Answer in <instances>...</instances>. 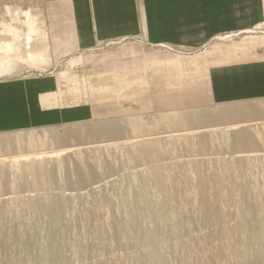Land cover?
I'll return each instance as SVG.
<instances>
[{
	"label": "rangeland",
	"instance_id": "obj_1",
	"mask_svg": "<svg viewBox=\"0 0 264 264\" xmlns=\"http://www.w3.org/2000/svg\"><path fill=\"white\" fill-rule=\"evenodd\" d=\"M56 1L0 0V21L6 20L0 26L7 32L0 31V36L24 49L11 30L30 31L32 25L23 23V13L36 5L45 16L47 31ZM14 7L19 8L18 15L13 13ZM244 31L220 33L221 37L215 39L249 42L264 38V21ZM179 48L181 52H165L143 43L140 37H129L102 43L95 51L83 54L85 60L90 58L85 65L74 67L70 61L67 64L66 58L54 65L51 61L45 68L27 63L14 73L0 70V78L22 73L53 77L57 89L40 96L43 106L67 105L75 109L57 122L0 128V138L55 131L61 138L48 141L43 150L35 148L62 150L39 159L47 161L48 168L33 171L48 174L49 183L38 186L32 185L28 172L31 158H13L28 147L9 146L2 155L11 158L0 160V264H264V99L213 104L205 69L181 79L169 73L165 64L139 72L147 78V84L135 79V70L146 58L182 59L195 55ZM5 56L0 53V61H5ZM124 66L128 71L126 83L134 84L129 89L121 83L124 78L118 79L120 74H111L115 67ZM104 73L110 74L112 83L122 89H96L94 83L89 88L88 81H96ZM125 89L126 97L112 95L125 94ZM107 91L112 94H104ZM99 92L103 94L101 98ZM242 103L249 108L230 118L221 112L224 107ZM90 107L95 109L94 115ZM172 108L186 114H210L209 119H194L185 125L194 131L189 135L190 147L182 136L176 137L177 143L165 144L157 161H151L136 153L137 145L126 144V136L131 133L124 128L123 120L131 116L128 113H139L136 116L149 129L144 133L162 138L165 129L160 112ZM210 121L217 125L210 126ZM107 123L120 126L118 136L125 140L120 146L99 148V140L106 136H88V129L77 134L68 132ZM156 163L164 166L162 172L173 196L174 220L166 224L150 216L162 197L150 174ZM194 180L204 182L202 193ZM145 198L153 202L151 208ZM202 201L220 218L204 219L200 215ZM132 206L135 211L131 216ZM172 223L178 228L172 229ZM151 230L156 234L154 254L149 253L150 238L145 239Z\"/></svg>",
	"mask_w": 264,
	"mask_h": 264
},
{
	"label": "crops",
	"instance_id": "obj_2",
	"mask_svg": "<svg viewBox=\"0 0 264 264\" xmlns=\"http://www.w3.org/2000/svg\"><path fill=\"white\" fill-rule=\"evenodd\" d=\"M55 6L47 22L53 65L66 58L67 64L72 58L78 61H70L74 67L85 65L90 58L85 60L83 54L100 44L140 37L143 43L165 52H181L179 47H184V52L195 53L182 59H144L135 70V79L142 85L147 78L140 71L167 64L166 70L181 79L205 69L213 104L264 99V40L212 42L220 33L250 29L263 21V0H58ZM113 73L120 74L119 80L125 79L121 81L124 87L134 85L126 83V66L115 67ZM41 76L22 73L0 78V128L41 126L75 111L67 105L43 106L40 96L57 88L53 77ZM109 77L99 74L96 81H88L89 88L99 83L94 85L96 89H122ZM90 112L94 115L95 109L90 107ZM128 114L138 117L139 113Z\"/></svg>",
	"mask_w": 264,
	"mask_h": 264
},
{
	"label": "bare ground",
	"instance_id": "obj_3",
	"mask_svg": "<svg viewBox=\"0 0 264 264\" xmlns=\"http://www.w3.org/2000/svg\"><path fill=\"white\" fill-rule=\"evenodd\" d=\"M145 6H147V5H145ZM263 7H264V0H263ZM6 9L10 11L11 7L6 6ZM18 9L19 8L14 7L13 13L18 15L19 14ZM23 15H24L23 23H29L30 22V24L32 25L31 26L32 29L28 32H23V31H20V30L15 28V29L11 30V34H13V36H14V33L16 32L15 34H16V37L18 38L17 41L22 42V46L24 47V49L20 48L19 44H13L10 40H8L6 38L3 39L0 36V53H3L4 55H6L5 59H4L5 61H0V70H2V72L14 73L17 71V68L19 69L21 67V65H25L27 63L29 65L36 67V68H38V67L45 68V67H48L51 65L52 55L50 53L49 36H48L47 31L44 30V21H45L44 14L35 5L34 7L33 6L28 7L24 11ZM204 17H206V16H204ZM0 22L3 23V22H6V20H4V18H3V20H1ZM37 22H40V23H37ZM155 22H157V21H155ZM260 22H262V21H260ZM260 22H257V24H259ZM164 25H165V23H164ZM243 30L246 31L248 29H243ZM0 31L2 33H5V34L7 33L6 31L1 29V26H0ZM220 37H221L220 35H217L215 38H220ZM262 39L264 40V38H262ZM218 40L219 39H215V41H218ZM77 62L78 61L76 59H74L71 62V64H76ZM71 76H72V78H74L75 74L73 73V74H71ZM111 78L112 77H109L108 79L110 80ZM97 84H99V83H96L95 85H97ZM129 88L130 87H128V89ZM127 90L125 89V91H124L126 95H127V93H126ZM108 93L112 94L109 91L105 92L104 94H108ZM98 95L100 98H101V96H103V94H101L100 92L98 93ZM262 101H263V99H262ZM243 103H242V105H238V106L232 105L231 107H224L221 110V112L224 113L226 117L230 118V116H232L233 114H239L242 112L239 110L249 108L248 104L244 105L245 103L244 104ZM240 104H241V102H240ZM160 113L162 115L161 126L165 129L163 131L162 138H160V137L157 138L158 136H150L149 134L144 133V132L149 131V129H148V127L143 125V123L139 117L128 116L127 118H125L123 120L124 128L129 130V132L131 133L130 136H126V138H128V140H126V144H131V146L137 145V147H136L137 152L136 153L140 156H143V157L151 160V161H157L156 158H158V153H160L164 150L165 144L177 143L176 142L177 140L175 139L176 137L178 138L179 136H182L183 139L181 137L180 138L182 139V141H184L187 148L190 147L191 146V139H190L189 135L191 133L194 134V131H190L193 128L192 126H191L192 128H186L185 125H189L188 122L192 121L194 119H209L210 118V114H208L205 111H199V112L196 111V112H193L192 114H188V113L186 114V112H184V111L173 108V109L164 110L163 112H160ZM212 120L214 122L216 121V119H214V118ZM214 122L213 123L211 122L210 126L217 125ZM212 124H214V125H212ZM183 126H184V128H183ZM119 127H120L119 125L114 126V124H112V123H107V124H99V125H95L94 127H87V128L86 127H78L79 128L78 130L73 129V130H68V132H72L74 134H77L76 132H80V131L88 129L91 131V132H88L86 134L88 136L99 137L101 135H104V136H106V138L99 140L100 144L97 146H99V148H109L112 146H118V145L120 146V144H123L122 141L124 140L123 139L124 137L118 136ZM180 127H182V128H180ZM178 132H181V133H178ZM199 133H201V132L199 131ZM59 138H61L60 134H58L55 131L46 132L40 136L36 135L35 133H28V134H25L24 136H22L20 134H13V135H9V136H4L3 138H0V160H6V158H11L9 156H2V155L7 153V150H9V146H11V147H14L13 145H15V146H18V145L26 146V147H28V150H24V151H27V153H24V151H23V153H20V155L13 156L14 160H20L21 158H31L30 163L28 164V167H29L28 172L30 173L31 178H32V185L38 186L41 184H46V183L48 184L49 183V179L47 177V175H48L47 171L48 170H46V174H47L46 176L42 172L41 173L43 175H41L37 172H34L33 170L37 171V169H39V170L41 169L40 171H42L44 169H47L48 168L47 167L48 162L47 161H39V159H43V158L48 157V156H53L54 154L57 155L62 150H59V152H56V151H39L35 147H39L38 149L43 150L42 148H43L44 144H46L48 141H51V140L54 142L55 140H57ZM105 140H107V141H105ZM103 142H105V143H103ZM124 142H125V140H124ZM184 143H183V145H184ZM122 146L124 147L125 145H122ZM129 148L131 149V147H129ZM105 151H107V150H105ZM108 151H109V149H108ZM240 155H245V154L240 153ZM162 167H164V166L161 165L160 163H156L153 166V169L150 168V171H151L150 174L154 176V181L156 184H158V188H159L160 193L162 195L161 200L158 203H155V207H154L155 209L153 208L154 213L150 212V216L152 215L151 218H154L155 220H158V221L160 220L166 224L169 222V220H171V219L174 220L173 219L174 213L171 214V210H173L174 208L173 209L171 208L173 196L170 195V191L168 189V184H167L168 179L165 176V174H163L164 172H162ZM146 178H147V175H146ZM188 180L189 181H187V182L189 184H191L190 179H188ZM194 182H195V180H194ZM144 183L146 184V181H144ZM192 184H193V182H192ZM195 185H196L197 189L199 190V192L202 193L203 190H205L204 182H201V181H199L197 183L195 182ZM204 197L205 196H203V198ZM127 198L130 199L131 197L129 198L127 196ZM145 200H146V198H145ZM146 204H147L148 208H151L153 205V202H149L146 200ZM202 204L204 206L200 205V210H202L203 212L200 215L204 219L205 218L207 219L210 216L220 218V215H216V213H214L211 210L210 206H206L204 201H202ZM156 210H157V212H156ZM134 211H135V207L132 206L131 216L133 215ZM172 224H173L172 229L178 228V226H177L178 224H176V223L175 224L172 223ZM146 237L147 238L149 237L150 241H151V244L149 245V253L154 254V252L157 248V246L154 244L156 234L153 230H151L149 232L147 231L145 234V239H147ZM227 253H228V251L225 252V254H227ZM216 259H217V257H216Z\"/></svg>",
	"mask_w": 264,
	"mask_h": 264
}]
</instances>
